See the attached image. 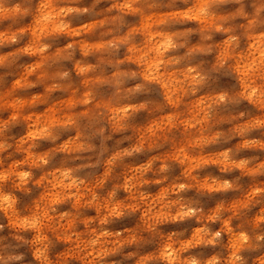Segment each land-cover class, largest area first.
<instances>
[{"label": "clouds", "instance_id": "clouds-1", "mask_svg": "<svg viewBox=\"0 0 264 264\" xmlns=\"http://www.w3.org/2000/svg\"><path fill=\"white\" fill-rule=\"evenodd\" d=\"M0 264H264V0H0Z\"/></svg>", "mask_w": 264, "mask_h": 264}]
</instances>
